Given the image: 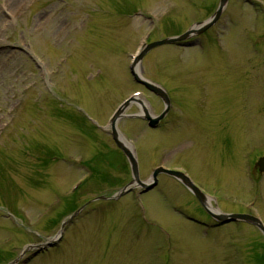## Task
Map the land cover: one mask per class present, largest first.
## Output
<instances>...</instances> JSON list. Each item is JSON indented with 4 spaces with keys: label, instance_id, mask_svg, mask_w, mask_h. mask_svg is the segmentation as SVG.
I'll return each mask as SVG.
<instances>
[{
    "label": "rangeland",
    "instance_id": "rangeland-1",
    "mask_svg": "<svg viewBox=\"0 0 264 264\" xmlns=\"http://www.w3.org/2000/svg\"><path fill=\"white\" fill-rule=\"evenodd\" d=\"M255 1L264 6L230 0L189 48L151 49L139 73L174 96L173 110L151 130L127 117L142 112L134 103L118 129L136 146L141 180L157 166L183 168L221 213L264 223V175L257 182L248 171L264 155V8ZM218 2L0 0V264L60 236L64 218L86 205L56 246L17 264H264L256 226H214L168 175L146 193L95 201L132 182L109 129L115 109L143 91L152 114L163 112L133 80L132 56L146 38L208 20Z\"/></svg>",
    "mask_w": 264,
    "mask_h": 264
},
{
    "label": "water",
    "instance_id": "water-1",
    "mask_svg": "<svg viewBox=\"0 0 264 264\" xmlns=\"http://www.w3.org/2000/svg\"><path fill=\"white\" fill-rule=\"evenodd\" d=\"M228 1L229 0H220L219 8L217 9L216 13L210 19H208V21L198 24L199 26L201 25L202 28L196 29V27H192V29H190L189 32L179 36V38H169L166 40H160L159 42L151 43L148 47H146L144 49V51L136 59L135 63L132 64L130 71H132L134 79L139 84H141V85L143 84L148 90H150L151 92H154L157 96H159L161 99H164V101H165V111L160 116H157V117L153 116L152 117L149 114V112L145 109H144L145 111H144L143 115H136V117H138L142 120L143 119L147 120L149 122L150 128L154 129L157 126H159L161 121H163V118L170 112L171 103H170V100L168 99V97H167V95L163 89H160L157 85L143 79L139 75L138 68L142 62V59L151 51V49H155V48H158V47L163 46V45H169V44L184 42V41L189 40V38L194 36V35L208 31L209 28H212V26L217 24L218 21L221 19L222 14L227 7ZM134 100L135 99L132 98L131 100H128L125 104H123V106L118 110V112L114 115L113 119L111 120L112 121L113 139H114V141H116L118 147L124 152V154H126L128 160L130 161L131 170L133 171V178H134L133 183L138 184L143 189H145V192H147V191L153 190L157 186V184H158L157 177L160 174H165V175L168 174V175L173 176L175 178L176 177L180 178L186 186L191 188L194 195L200 199L202 205H205L206 199L204 196L201 195V193L199 192V189L192 184V182L190 181V179L188 177H184L179 172H173V171H170L168 169L158 167V168H156V171H154L150 180L147 181V183H144L140 180L139 170H138V160L136 159V155L124 144L123 141H121L122 135H121L120 131H118V127H117L118 121L123 118V113L125 112V109L128 108L129 106H131L132 102ZM257 166L259 167L260 172H264V158L260 159L257 162ZM217 218H221L222 222L225 224L228 222L238 221V219L246 221V222H250L252 224H255L257 227H259L260 230L262 231V233H264L263 223H261L259 219L257 220L256 218L249 216V215L248 216L247 215H239V214L238 215H228V216L223 215V216H218ZM54 244L55 243L53 241V242H50L44 246L40 245L37 248L40 250L43 248H47V246L48 247L53 246Z\"/></svg>",
    "mask_w": 264,
    "mask_h": 264
},
{
    "label": "bare ground",
    "instance_id": "bare-ground-1",
    "mask_svg": "<svg viewBox=\"0 0 264 264\" xmlns=\"http://www.w3.org/2000/svg\"><path fill=\"white\" fill-rule=\"evenodd\" d=\"M138 70H139V69H138ZM139 71H140V70H139ZM139 99H141V98H139ZM142 105H143V106H141L142 110H143V109H146V110H148V112H150V114H152V110L149 108L148 103L146 102V100H143V101H142ZM143 111H144V110H143ZM121 141H123L124 144H125L126 146H128V147L131 149V147H132L131 142H129L128 140H126V138H125V139H122ZM208 202L210 203V199H208ZM209 203H208V205L210 206ZM210 208H211V210H212L213 212L217 213V212L212 208V206H210Z\"/></svg>",
    "mask_w": 264,
    "mask_h": 264
},
{
    "label": "flooded vegetation",
    "instance_id": "flooded-vegetation-1",
    "mask_svg": "<svg viewBox=\"0 0 264 264\" xmlns=\"http://www.w3.org/2000/svg\"><path fill=\"white\" fill-rule=\"evenodd\" d=\"M169 98L171 99V102H172V107H173V103H174V96L172 95V96H170L169 95Z\"/></svg>",
    "mask_w": 264,
    "mask_h": 264
}]
</instances>
